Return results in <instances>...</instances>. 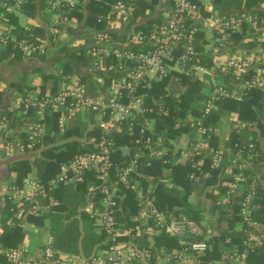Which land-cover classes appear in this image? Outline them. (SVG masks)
Segmentation results:
<instances>
[{"label":"trees","instance_id":"16d2710c","mask_svg":"<svg viewBox=\"0 0 264 264\" xmlns=\"http://www.w3.org/2000/svg\"><path fill=\"white\" fill-rule=\"evenodd\" d=\"M29 1L21 11L29 16L30 21L35 25L34 19L38 18L37 21L40 22L46 18L47 14L45 15L42 12L37 16V0ZM113 2L114 0H91L84 7H81L80 10H74L68 14L70 19L75 18L81 27L86 30L82 38L86 37L87 40H91L94 30L106 27L107 20L105 16ZM157 2L158 0L154 1L156 5ZM214 4L223 19H230L229 15L230 13L232 14L231 10L233 8H238L239 14L244 13L243 9H250L251 16H256L257 18L254 20L256 26L243 22L241 33L233 30H228L226 33L230 35V39L235 44L237 43L240 48L264 47V44L257 41L260 36L258 31L264 28V0H215ZM156 5L145 2L139 5L140 9L136 11L135 22L140 21V18L145 21L136 28L150 32L152 24L162 22V18H158L159 10H156ZM39 7L41 11L46 8L44 0L39 1ZM157 14L158 16H156ZM199 21L188 20V27L192 26L197 29L193 45L196 52L194 61L196 60L199 65L210 69L211 72H216L220 80L224 81L223 86L230 91L233 89V86H229L230 80L237 84L239 81L236 80L232 73H225L221 69L216 68L213 57H210L212 50L210 52L207 51L209 41L206 40V34L203 32V26ZM12 22L17 23V19L12 17ZM50 22L51 20L46 19L48 27ZM34 25H32V31L27 35L23 34L24 32H21V28H19L18 32L21 35L19 37L28 38L32 41L35 38L44 39L46 37L45 30L40 26ZM89 29H92V31L90 32ZM68 30L73 31L75 29L69 27ZM247 31H249V35H247ZM215 37L220 38L221 35L215 31ZM247 37H252L254 41L244 43L243 41ZM73 43L72 38L69 44L65 43L66 45L63 48V45L58 48L55 47L52 52V48L55 46L54 42H52L51 52L48 55L27 61V64H31L33 70L35 69L34 72L39 71L42 73V85L38 87L42 92L47 89H51L54 93L58 92L60 84L58 74L54 70L55 64H62L59 69L66 74L81 73L88 60L85 55V49L73 46ZM218 48L221 47L219 46ZM174 53L178 57L184 53V50L182 47H178ZM6 61L9 65L14 66L24 60L17 50L6 48L0 50V63ZM43 66L49 70H46ZM253 74L254 72H250L248 76ZM206 80H209L207 75L202 77L197 75L181 76L180 81L176 82L178 85H174L186 87V90L182 92H178L179 90H171L170 92L167 89L169 78L161 81L153 80L147 84L143 83L138 94L144 95L146 108L153 110L147 113L145 118L154 120L156 134L152 135L149 132H146L145 135L141 134L140 128L137 127L133 134H130L125 129L122 132L106 135V138L114 143L110 148V158L114 164L111 171L113 179L115 178V169L128 163L134 154L143 148V141H145L146 136L153 137L154 142H157V139L160 138L159 136L163 137V142L169 149L167 151L168 154L160 159L143 158V166L138 171L140 174L139 180L146 187L149 184H155L156 188L151 195L155 198L156 207L160 212L173 214L178 219L184 218L180 217V213L175 210L177 209L176 207L182 208L187 217L186 219L199 220L200 212L194 210L195 208L190 198L195 192H198L200 196L204 193L207 199L215 201L217 196L209 188L216 187V182H218L220 174L226 167L213 168L211 158L205 159L204 165H201L199 162L202 161L203 156L195 154L191 158L180 162L179 154H173L175 147L170 144L171 140L177 142L183 135L191 134L194 131L191 127V122L187 121L189 116L198 119L203 118L205 115V105L211 100L210 95L212 93V90H209L210 88L206 84ZM80 82L85 83L86 79L83 77ZM11 88L24 97L28 95L29 91L37 89L36 86L28 84L26 78L13 82ZM5 95V92H0V120L6 118L10 126L16 124L19 128L20 125L31 127L41 122L40 115L35 109L28 110L27 114L22 115V118L16 119L14 111H9L8 108L2 110ZM239 95V99L233 97L220 98L216 109L205 115L204 125L215 128V126H219L222 117H235L242 126L231 130V137L226 142V147L233 151L232 157L239 151L242 152L245 159L249 156V153L254 154L257 159L252 160V168L260 167L261 163L262 165L264 164L260 143L261 138L259 137V133L262 136L264 135V87L239 89ZM20 110L23 113V108ZM60 116V112H47L44 122L45 132L41 142L35 144L36 153L33 154V160L29 159L31 156L26 155L25 158L14 161L10 166V172L14 174L12 185L22 187L29 174L35 170L38 176L37 180L47 186L60 173L62 165L84 154L98 152V144L102 140L103 133L93 119L94 115L92 113L89 114L92 124L91 129L89 128V121H84L80 114H77L71 120L72 122L69 121L67 126L61 128L59 125ZM20 136L25 143L28 142V137L25 133H20ZM191 138L195 142L193 136ZM210 142V146L217 151L221 143L218 136H211ZM126 148L130 150V153H125ZM148 162H150V165H146ZM237 172H240V170ZM243 172L246 176H251L247 184H252V182L256 181V197L252 203L251 218L264 227V184L259 180L253 179L252 171L245 170ZM206 174L208 177H205ZM103 186L104 183L97 178V174L94 171L87 172L79 180L71 184L60 185L50 192L51 196L56 199L57 204L48 214L43 216L28 214L26 221L43 226L48 220L49 229L54 238L53 247L56 250L72 254L79 253L81 249L89 259L94 249H97V252L103 251L110 244L107 233L101 226L97 225V216L85 210L90 201L94 203L95 210H103L101 206L104 196L102 193ZM208 189L209 191H207ZM226 190L227 188H224L223 192H226ZM248 192L249 190H246L240 196H237L233 199L235 202L230 205L219 204L214 206L223 215L222 221L226 226L222 229L219 236L209 239L210 249L200 259L199 264H233L227 261L224 263L222 250L232 252L234 246H237L240 252L247 251V264H264V244L263 246H255L254 244L248 246L246 233L251 230L250 227L244 224L238 229L242 221L239 202L245 200ZM122 194L119 208L115 211L116 222L121 230L129 231L130 233L121 238L120 241L130 242L133 246L136 245L140 249H147L150 247L148 242L150 235L145 232V228L140 227L139 222L136 220L141 209L137 195L129 188L122 189ZM4 200L5 205L0 218V224L4 227L0 235V264H8L6 252L17 248L24 240L23 220L17 217L22 207L10 200L8 196ZM10 220L12 224L8 225ZM154 240L157 247L180 248L179 241L175 237L168 235L166 230H162L155 235Z\"/></svg>","mask_w":264,"mask_h":264},{"label":"built area","instance_id":"2783aa9c","mask_svg":"<svg viewBox=\"0 0 264 264\" xmlns=\"http://www.w3.org/2000/svg\"><path fill=\"white\" fill-rule=\"evenodd\" d=\"M44 1L47 5V13L53 17L55 22H50L51 27L47 30L51 36L50 39L57 35L54 34L55 31H61L65 26L76 29L74 27L76 25L80 27L79 31L82 33L86 31L75 18L70 19L68 14L74 10H80L91 0ZM154 1L114 0L105 16L106 27L94 30L91 40L82 42L88 61L81 73L75 76L66 74L71 83L64 84L56 93L51 89L42 92L40 88H37L18 101L19 108H23L24 115L30 109H35L40 115L41 122L31 126L26 132L27 143L20 139L15 141L6 139L11 126L6 118L0 120V138L4 139L3 150L8 154L16 150L33 153L36 151L35 144L41 142L44 135L47 112L61 113L59 118L61 128H64V125L74 119L77 114L92 113L95 115L96 124L103 133L102 140L98 144V152L84 154L62 165L60 173L47 186L37 179L28 178L22 187L12 185L6 192V196L24 207L27 214L42 216L48 214L57 204L56 199L50 194L52 190L60 185L71 184L79 180L85 173L94 171L97 178L104 183L103 210L98 214V222L107 233L110 244L106 250L93 255L84 264H144L149 261L150 257H156L157 254L172 256L171 264H181L182 262L183 264H199L200 259L210 249L209 239L197 222L178 219L173 214L160 212L155 205V198L151 195L152 191H145L141 180H139L138 171L143 166V158L160 159L168 154L160 148L159 143L153 141V137L146 136L143 148L139 149L128 163L115 169L114 179L111 177L114 164L110 158V148L114 143L106 138V135L122 132L125 129L133 134L137 127L140 128L141 134L145 135L146 132H149L153 135L151 122L154 125V120L145 118V115L153 110L146 108L144 95L138 94L140 86L153 80L161 81L169 78L171 81L173 76L176 77L175 80H178L175 82H179L181 76L200 75L199 73L211 75L210 69L196 64L194 61L196 52L193 45L197 29L192 26L188 27V20H201V2L203 0H158L157 5ZM28 2L29 0H0V50L15 49L22 55L23 60L49 54L46 37L44 39L35 38L33 41L19 37V28H21V32H24L23 34L27 35L32 31V25H34L30 19L26 26L21 24V15H23L21 10ZM143 2L155 4L156 10H159V16L158 14L156 16L162 18L161 23L152 24L150 32L136 28L145 21L140 18V21L135 22L136 11L140 9L139 5ZM12 17L17 19V23L12 22ZM256 19V16L248 19L254 27ZM217 21L215 31L221 35L219 40L223 42V46L233 43L230 35L226 32L228 30L238 31L243 22H247L236 18ZM89 31L91 32L92 29ZM260 31L262 32L259 37L263 40L260 43H264V28H261ZM52 42L50 40L51 45ZM178 47H182L184 53L176 57L174 51ZM262 49L256 54L257 57L254 54L252 57L242 56L240 60L236 58L229 60L227 64L229 68L226 72L235 73L242 89H254L264 85V68L253 70L252 67L255 59L262 60L264 47ZM250 72H254V74L249 76L250 78H245ZM80 77L91 82L93 88L82 84ZM67 78L63 77L62 80L65 81ZM224 97L240 98L238 94L234 95L224 86L220 87L216 90V94L211 96V100L206 103L205 115L215 110L219 99ZM205 115L203 118H196L191 122V127L199 135H206L213 130L204 125ZM195 145L197 144L193 146V154L198 151V146ZM213 152L216 159L213 158V165L218 168L221 166L219 163L223 156L218 150L213 149ZM195 155L205 158L204 154L200 152H196ZM246 159L252 163V160L257 158L254 154L249 153ZM234 162L235 160L233 164ZM199 163L204 165V160ZM146 165H150V162ZM237 169L240 172H237ZM237 169L231 184L225 186L227 190L224 193L223 202L227 205L234 203L233 199L244 193V185L249 180L243 172V167L240 166ZM205 177L208 175L206 174ZM249 185L247 197L240 202L242 217L240 228L246 224L251 229L246 233L248 246H252V244L263 246L264 227L251 218L252 203L256 197V184L252 182ZM122 188H129L136 194L140 193L138 201L141 209L139 218L136 219L140 227L145 228V232L150 235V238L159 234L160 231L166 230L168 235L179 241L178 251L172 248L157 247L154 243L150 244L147 249H140L136 245L120 241L130 233L121 230L116 222L115 211L119 208V201L123 196ZM187 254L188 261L184 258ZM6 257L8 264H31V260L27 258L26 250L22 247L7 251ZM230 258L234 261L239 259L243 261L242 264H247V251L240 252L234 246ZM36 264H61V259L53 245L50 244L39 255Z\"/></svg>","mask_w":264,"mask_h":264},{"label":"rangeland","instance_id":"374dc122","mask_svg":"<svg viewBox=\"0 0 264 264\" xmlns=\"http://www.w3.org/2000/svg\"><path fill=\"white\" fill-rule=\"evenodd\" d=\"M39 1H41V0H37L36 1L37 2L36 3L37 10H38L37 16L39 14H41L42 12L45 13V15L46 14L47 15H46V18L44 20L40 21V22L37 21L38 18L34 19V22H35L34 26H40L41 28H43L46 31V39L45 40H46V47L48 48V51H49L48 53L51 52L50 40H53V42L55 44V46L52 48V51L55 50V47L58 48V47H60L62 45H63L62 46V48H63L66 45L65 43L69 44V42L72 40V38H73V41H74L73 46H77L79 48L80 47L84 48L83 45H82V42L83 41H87V38L86 37L82 38V36H84L85 33H82L81 31H79L80 27H77L76 25L74 26L76 29L73 30V31L68 30L69 27H66L65 29L62 28L63 30L58 31V32L55 31L54 34H57V35L53 36L50 39L51 36L49 35V31H47V30L50 29L51 24L48 27L46 25V19H49V20L51 19L52 20L51 22H54L53 21V17L47 13V5H46V8H44L42 11L40 10ZM28 3H26V4H28ZM29 18L30 17L25 15L24 13H23V15H21V24H22V26H26L30 22ZM217 22H215V20L213 22V24L215 23L214 27H213L214 28L213 31L217 27L216 26ZM205 29H206V27H205ZM205 29H203V32L207 35L206 39H207V41H209V45L207 47L208 48L207 51L210 52L212 50L211 53H210L211 56H210V54H209V56L213 57L214 63L216 65V68L221 69L222 72L227 73L226 72L227 68H229L227 64L229 63V60H231L232 58L233 59L236 58V59L240 60L241 59L240 57L248 56V55H246V53H247V51H250V50H253L251 53L254 52L255 57H257L256 54L259 53V51L263 50L262 46H260V47L259 46H255L253 49L240 48V47H238L237 43L235 44L234 41H233V43L231 42L229 44V46H223V42L221 40H219V38H216L215 35L212 32L208 31V33H206ZM261 32L262 31H258L259 35H261ZM80 36H81L82 40L78 39V38H80ZM251 40L254 41V39L249 38V39H247L245 41V43L249 42ZM257 41L259 43L263 42L261 37H259V39ZM261 44H264V43H261ZM219 46L221 48H218ZM218 50H220V51H218ZM241 53H243L244 55H241ZM252 56H250V57H252ZM195 63L199 64L196 60H195ZM61 66H62V64H60V63L54 65V70H56L55 73L58 74V80H59V84H60L59 88L61 86H63L64 84H70L71 83L70 78H67L68 75H66V73H64L63 70L59 69ZM252 67H253V70L259 69V68H264V56L262 57V60H256L255 59ZM199 74L200 75H197V76H201V77L204 76L203 75L204 73H202V74L199 73ZM207 76L209 77V80H206V84L210 88L209 90H212V93L210 95V97H211V96H214L216 94V90H218L220 87H223L224 81H222V79L220 80V77L216 74V72H211V75H207ZM220 76H221V74H220ZM233 76L235 77V73L234 72H233ZM41 77H42V73L39 72V71H36L33 74H31L30 78H32V79H41ZM63 77H66L67 79H65V81H63L62 80ZM248 77H249L248 75L245 76V78H248ZM175 79H176L175 76H173L171 81L169 79L170 83H169V86H168L167 89L170 92H171V90H174V91L175 90H179L178 92L185 91L186 87L175 86L174 85V84H176L175 81H178V80H175ZM82 84L93 88L92 83L87 81V80H86L85 83H82ZM176 85H178V84H176ZM229 86H233V89L230 90V91H232V93L234 95H237V94L239 95V89L243 88L240 85L239 82H238V84L235 83V82L233 83L232 80H230ZM263 87H264V85H263ZM216 107H217V104H216ZM216 107H215V109H216ZM80 116L82 117V119H84V121H86V120L89 121V123H90L89 128L91 129V125L92 124L90 122L91 119H90L89 113L80 114ZM195 120H196V118H194L193 116H189L188 119H187V121H189V122H193ZM68 123L69 122H67L66 125H64V126H67ZM151 124H152V127H153L152 128V132H153V135H154V134H156L155 133V126H154L155 124L153 125V122H151ZM241 126H242V124H240L236 120L230 118V116L222 117L220 122H219V126H215V128L213 127L212 128L213 130H211L212 131L211 133H208L206 135H199L198 132H196L194 130V131L191 132V134L187 133V134L183 135L182 138L178 139L177 142L175 140H171L170 144H173L174 147H175V150L173 151V154L174 155L176 153L179 154L180 162H183V161L191 158L192 155L196 154V152H200L201 154L202 153L204 154L205 158H202V160L205 161V159L211 158L210 160L213 161V158L215 159V155H214V152H213V148L210 146L211 142H210V138L209 137L210 136H218L219 142L220 141L228 142L230 140V137H231V130L233 128H240ZM223 135L225 136V139H224ZM192 136H193V139L195 140V142L191 140ZM159 137L160 138L157 139V143H159L161 145L160 148H162L163 151H166V152L169 151V149L167 148V145L163 142V137L162 136H159ZM222 139H224V140H222ZM262 139L264 140V136L262 137ZM205 140H207V141H205ZM205 142H207V143H205ZM194 144H197L195 146H198L197 147L198 151H195L194 154H193V146H194ZM219 146H221V143H220ZM220 152L222 153L223 159L220 161L219 164L221 166H226V167L224 168L223 172L220 174L219 180H218V182H216L217 185H215L216 187H213V188L210 187L209 188L210 191H212L213 194L217 196V199L215 201L211 200V199H207L205 197L204 193L200 196L198 192H195V194L192 195V197L190 198L191 203L194 205V208H195L194 210L197 211V212H200V214H199V220L198 221L192 220L190 218H188V220H192V221L197 222L199 224V226L203 229V231L206 233V237L208 239H211V237L219 236L221 231H222V229L225 228V226H226L225 223L222 221L223 218H224L223 215L220 214V211L215 209L214 206L219 205V204L220 205L224 204L223 197H224V193L225 192H223V189L226 188L225 186H229L231 184L233 175L236 173L235 170L238 167H240V166L243 167L244 171L245 170L252 171L253 179L254 180H259L260 182H262L264 184V180H263L264 179V164L262 165V163H261L259 165L260 167L252 168L253 164L250 163L248 161V159H244V156L242 155L241 152H237V154L235 156H233V157H232L233 151L231 149H228L226 151V153H223V150H220ZM234 160H235V162L233 164ZM213 168H215L214 165H213ZM247 177L249 179H251V176H247ZM254 182L256 183V181H254ZM219 186H221V187L219 188ZM144 188L147 189L145 191H154L156 186H155V184H149L148 187L144 186ZM122 189H126V188H122ZM209 189L207 191H209ZM249 189H250V185L249 184H245L244 185V191L249 190ZM139 194H136L138 200H139V197H138ZM143 195H144V193H143ZM176 208L177 209H175V210L180 213V217L186 219L187 217L185 215V212L182 210V208L181 209H179L178 207H176ZM137 217L139 218V213H138ZM239 228H240V225L238 226V229ZM151 232H153V231H151ZM33 241L35 243V240H33ZM149 241H150L151 244L154 243V241H155L154 240V235H153V237H151L149 239ZM172 249L178 251L179 248L172 247ZM223 251H225L223 253L224 258L225 259H227L228 257L230 258L231 252L229 250H223ZM184 258L186 259V261H188V254ZM171 262H172V256H169L167 254L166 255L157 254L156 257L155 256L154 257L153 256L150 257L149 261H146L144 264H171ZM235 262L237 264H242L243 263V261H241L239 259H236ZM181 264H183V262Z\"/></svg>","mask_w":264,"mask_h":264},{"label":"crops","instance_id":"0c3cea01","mask_svg":"<svg viewBox=\"0 0 264 264\" xmlns=\"http://www.w3.org/2000/svg\"><path fill=\"white\" fill-rule=\"evenodd\" d=\"M214 1L215 0H203L201 2L202 3L201 4V8H202L201 9V20L199 21V23L203 26V29H205V27H206V29H205L206 33H208V31H209L215 35V30L213 31V29H214L213 27H214L215 23L213 24V22H214V20L216 22L219 19H223L222 18L223 16L221 15V13L217 9V7H215ZM243 11H244L243 14H239L238 13L239 9L233 8V10H231L232 14L230 13L229 18L246 20L248 22V24H250L248 19L252 18L251 14H250L251 10L250 9L249 10L243 9ZM247 22H244V23H247ZM237 32L238 33L242 32L241 27H239V30ZM247 35H249V31H247ZM249 38H252V37H247V39H249ZM78 39L82 40L81 36ZM247 39H245L243 42L245 43V41ZM250 42H253V41L251 40V41L246 42V43H250ZM218 51H220V50H218ZM252 51L253 50L247 51L246 55H248V56L254 55V52L251 53ZM241 55H244V54L241 53ZM27 61L28 60H24V61L19 62L17 65H14V66L9 65V63H7V61L0 63V92L6 93L5 101H4V105L2 107V110L4 108H8L9 111H14L15 119L16 118H22L23 113L19 108L18 101L22 98L24 99L26 96L24 97L20 93L13 91L11 88V84L13 82H17V81L21 80L22 78H26L28 84L34 85V86H36V88H38L42 85V81H43L42 77H41V79L30 78L31 74L34 73L35 69L33 70V66L31 64H27ZM43 68H46V67L43 66ZM46 70H49V69L46 68ZM75 75H77V73L74 74V76ZM59 89H58V91H59ZM30 92L31 91H29V93ZM230 118L237 121V119L233 116H230ZM93 119L94 120L96 119L95 115H94ZM29 128L30 127L24 126V125L23 126L20 125V128H19V126H16V124H13V125H11V130L8 132L6 139H11V141L12 140L15 141L16 139L22 140L20 133L26 134V132L28 131ZM263 136L259 133V137L261 138V140H260L261 148H262V152H263V156H264V140L262 139ZM224 139H225V136H224ZM224 139H222V140H224ZM220 142H221V146H219L218 151L223 150V153H226V151L229 149L226 147V142L225 141H223V142L220 141ZM3 144H4V139L0 138V206L2 207V210H3L4 205H5L4 199L6 197L7 189H8V187L12 186V183L14 180V174H12L10 172V166L12 165V163L14 161L25 158L26 155L31 156L30 160H33V154L36 153V151H35L33 153L28 154L26 152H20V151L16 150L13 153L8 154L3 150ZM126 149H128V148H126ZM244 159H245V157H244ZM28 178H34V179L38 178L35 170L31 174H29L27 179ZM89 203L90 204L88 205V207L85 210L90 211V213H94L95 216H97V225L100 226V224L98 222V214H99L100 210L97 211L94 209V203L92 201H90ZM19 206L22 207L20 204H19ZM101 206H102V202H101ZM27 216H28V214L26 213L25 208L22 207L19 214L17 215V217L20 218V220H23L22 221V228L24 231V240L17 248L22 247L23 249H25L26 254H27V258L31 260L30 263L36 264V261H37L39 255L42 253V251L47 246H49L50 244L53 245L54 238L50 232L48 220H46V222L43 226H39V225H35L32 223H28L26 221ZM11 224H12V221L10 220L8 222V225H11ZM0 230H2L1 224H0ZM2 232H3V230H2ZM33 240H35V243ZM126 243L129 244L130 242H126ZM54 249L61 259V264H84L85 261L88 260V257L85 255V253L81 249H80L79 253L76 252V253H72V254L61 252L59 250H56V248H54ZM96 250L97 249L93 250V252L90 255V258H91V256L96 255L98 252H100V251L97 252ZM224 252L225 251L222 252V256H223L222 260H224V263H226V261H227V262H230L233 264H237L234 260L230 259L229 257L227 259H225L224 255H223Z\"/></svg>","mask_w":264,"mask_h":264},{"label":"water","instance_id":"95a60500","mask_svg":"<svg viewBox=\"0 0 264 264\" xmlns=\"http://www.w3.org/2000/svg\"><path fill=\"white\" fill-rule=\"evenodd\" d=\"M125 153H126V154L130 153V150H129V149H126V150H125ZM28 158H29V157H28ZM29 159H30V158H29ZM2 211H3V210H2V207L0 206V217H1ZM3 229H4V227H2V230H3ZM2 230H0V234L2 233Z\"/></svg>","mask_w":264,"mask_h":264}]
</instances>
